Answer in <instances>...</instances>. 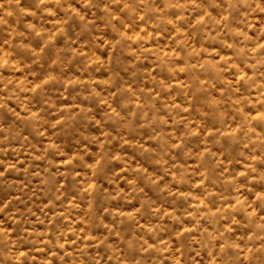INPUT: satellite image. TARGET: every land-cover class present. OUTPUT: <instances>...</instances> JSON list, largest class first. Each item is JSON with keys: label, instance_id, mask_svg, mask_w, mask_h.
I'll return each mask as SVG.
<instances>
[{"label": "rangeland", "instance_id": "374dc122", "mask_svg": "<svg viewBox=\"0 0 264 264\" xmlns=\"http://www.w3.org/2000/svg\"><path fill=\"white\" fill-rule=\"evenodd\" d=\"M13 3L0 8V244L20 243L23 255L31 247L22 242L25 237L30 241L32 234L42 233L41 245L30 260L56 264L50 257L63 253L43 247L56 226L63 233L57 245L63 244L66 252H71L69 244L82 241V249H100L107 242L123 254L125 249L134 251L140 241L145 247L161 245L163 256L157 257L161 264H182L177 239L184 232L199 239L200 232L208 229L204 217L214 216L219 208L197 189L208 187L209 174L214 172L225 187L218 184L209 190L220 194L221 200L228 199L227 184L232 179L228 173L259 169L264 161V120L260 119L264 110L237 104L240 93L259 99L257 87L264 80L258 78L245 91L240 82L253 73L215 42L197 43L185 35L189 55L196 58L158 65L157 60L175 55L178 49L163 39L152 43L151 29L148 36L143 31L127 33L130 45L117 51L118 37L101 20L93 21L91 12L81 13L88 23L77 25L73 32L60 18L50 19L41 29L32 19L30 0ZM72 6L80 11L78 3ZM212 15L223 24L215 12ZM53 23L60 30L51 28ZM28 24L41 35L28 36ZM211 34L223 32L213 28ZM233 64L242 70L233 72ZM93 65H98L94 73ZM158 66L163 70L158 79L164 92L152 86ZM174 69L180 70L179 78L166 81V73ZM6 80L15 82L7 90ZM115 80L120 81L119 88L112 86ZM97 82L107 85V90L101 92ZM57 97L51 110L36 103ZM121 109L127 110V120ZM242 124L249 135L238 136ZM186 130L193 135L186 137ZM213 136L214 142L209 139ZM169 144L174 145L171 150ZM181 145L183 159L177 157ZM101 152L102 163L96 167ZM77 157L87 162V168L77 163ZM178 168L183 171L178 173ZM242 235L237 231L219 247L241 246ZM174 245L178 252L173 257L169 252ZM120 264L129 262L121 259Z\"/></svg>", "mask_w": 264, "mask_h": 264}, {"label": "clouds", "instance_id": "9594fccd", "mask_svg": "<svg viewBox=\"0 0 264 264\" xmlns=\"http://www.w3.org/2000/svg\"><path fill=\"white\" fill-rule=\"evenodd\" d=\"M77 3L80 5V11L72 6ZM13 6V0H5L0 4V8ZM29 7L33 9L32 19L41 29L44 24L49 23L50 19L60 18L69 32H73L77 25L87 24L85 15L81 13L91 12L93 21L101 20L104 27L112 29L115 36L118 37L117 51H122V48L130 45L127 33L143 31L144 35L148 36V29H151L152 43L159 44V41L163 39L168 41L169 47L174 46L178 49L175 55L164 57L163 61L157 60L158 65L165 62L175 65L184 63L185 57L196 58L194 55H189L186 47L187 40L182 39L185 35L194 38L197 43L215 42L222 51H231L233 59L253 73V76H245L240 82V86L245 91H248L251 85L256 84L258 78L264 80V43H261L264 41V0H30ZM212 12L220 17L223 24L216 20ZM223 12H226L227 16L221 15ZM141 25L144 26L143 29H141ZM90 27H95V25L92 24ZM51 28L60 30L55 23L51 24ZM213 28L223 32V35L214 37L211 34ZM181 29H185L186 32H181ZM26 32L30 37L41 35L33 24L26 25ZM228 40H231L232 43H227ZM142 42L143 40L139 41L137 46ZM239 65H232L233 72L242 70ZM96 67L98 65L92 66L93 73ZM227 67V61H225V70ZM162 72V68L158 66L156 69L157 79L152 81L153 88L160 92H164L163 84L158 79ZM141 75H144L145 79L152 80L150 74L142 73ZM179 76V69L168 71L166 81L177 79ZM14 83V81L6 80L5 89L7 90ZM119 85L120 81L115 80L112 86L119 88ZM84 87L89 88L90 85ZM95 87L104 92L108 86L97 82ZM33 91L37 97L40 96L38 89ZM125 92H127L126 89ZM257 93L260 98L251 100L240 93L241 100H238L237 104L242 103L245 106L251 104L253 109L259 106L261 110H264V84L257 87ZM91 94L99 98L98 94ZM147 98L151 99V94H148ZM129 99H132L130 95ZM58 100L59 97L56 101L41 98L36 103L40 107L48 105L47 110H51L53 104ZM28 103L31 104L32 100L30 99ZM121 110L125 112L124 120H127L129 118L127 110ZM151 113L152 109L149 107V114L151 115ZM33 115L35 116V114ZM260 119L264 120V116H261ZM49 126H52L51 123ZM245 128L246 125L242 124L238 136L249 135ZM203 131L204 129L201 127V133ZM251 134L255 135L254 132ZM191 135L193 134L186 130V137ZM196 139L199 140L200 137H196ZM209 139L215 141L214 136ZM261 140H264V137H261ZM173 147L174 145H168L169 150ZM183 148L184 145H181L177 149L179 159H183ZM99 155L101 159L95 161L94 166L96 167L101 165L104 153L101 152ZM76 161L87 168V162L80 157H77ZM260 165L259 169L248 167L244 172L228 173L232 177L227 184L228 199L221 200L219 199L220 194L209 190L217 187L218 184L221 189L225 187L222 177L215 176L214 172L209 174L208 187L201 186L197 189L212 207L219 205V208L214 216L204 217V224L208 225V229L200 232L203 224L198 227L199 239L193 240L191 232H184L177 239L176 243L181 246L179 254L182 257V264H196L197 259L199 264H209V261H213L214 264H264V161H260ZM201 166L203 167V164ZM176 171L180 173L183 170L178 168ZM233 199L235 203H232ZM154 214L158 215V213ZM162 230V228H157V231ZM237 231L243 233L240 238L241 246H233L229 243L224 248L219 247L221 241L234 237ZM42 235V233H34L30 241L25 237L22 242L30 243L31 247L23 255L19 254L20 243L13 245L6 241L0 244V264H38L37 261L30 260V255L41 245ZM72 235L75 236V232ZM62 238L63 233L53 226L52 239L43 245L45 248L56 247L58 252L63 253L61 256L50 257L56 261V264H120L121 259L128 260L129 264H137V257H140L139 264H161L157 257L162 258L163 256L160 252L161 245L145 247V244L140 241L136 242L134 251L130 252L125 249L123 254L115 251L107 242L102 244L100 249H82L80 248L82 241L69 244L71 252H66L63 244L57 245V241ZM151 238L149 236V239ZM177 252L178 249L174 245L169 255L174 257ZM38 254L44 255L42 252Z\"/></svg>", "mask_w": 264, "mask_h": 264}]
</instances>
